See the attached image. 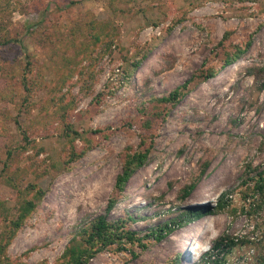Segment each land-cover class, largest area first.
<instances>
[{
	"label": "rangeland",
	"instance_id": "rangeland-1",
	"mask_svg": "<svg viewBox=\"0 0 264 264\" xmlns=\"http://www.w3.org/2000/svg\"><path fill=\"white\" fill-rule=\"evenodd\" d=\"M107 26L117 36L113 55L103 58L94 78L76 72L62 91L71 103L47 115L62 58ZM2 35L17 40L0 47V66L5 53L14 58L17 81L1 83L0 71V204L13 213L18 207L3 184L15 173L23 186L34 183L46 192L1 262L55 264L76 230L105 215L112 198L118 203L109 219L131 215L136 221L128 227L143 236L190 207L214 208L222 196L224 210L183 224L160 243L135 247L137 257L104 252L90 264H202L224 235L237 243L227 264H264V202L248 182L264 172V0H1ZM249 36V51L222 68L225 48L244 46ZM29 56L34 74L22 69ZM209 69L216 76L201 78ZM25 76L42 77L45 86L29 94L21 87ZM187 82L174 107L154 103L164 117L144 130L154 112L150 102ZM67 126L82 135L73 143L76 151H87L71 164V139L58 135ZM20 128L39 155L27 151L3 173L8 150L21 148ZM144 134L153 140L148 163L118 195L127 149L139 150ZM192 183L195 189L181 199ZM4 227L0 216V232Z\"/></svg>",
	"mask_w": 264,
	"mask_h": 264
},
{
	"label": "trees",
	"instance_id": "trees-1",
	"mask_svg": "<svg viewBox=\"0 0 264 264\" xmlns=\"http://www.w3.org/2000/svg\"><path fill=\"white\" fill-rule=\"evenodd\" d=\"M96 24L97 23L95 22L93 23V25ZM2 28H4V26ZM94 29L98 30V26H94ZM99 33L100 34L95 33L91 36L89 45H85L84 43L79 45L75 42L74 55L72 57H68L66 55L62 58L60 65L63 67V69L61 67V69L57 70L58 72L55 70L57 72V80L53 90L56 95L53 98L54 106L51 104L44 108L47 115L59 114V112H63V110L66 109L68 103H71L72 99L69 100L70 93L63 94L62 91L68 84L69 80H71V78L76 74V72H78L82 78L86 75L94 78V76H96L94 69L99 65V63H101L103 58L107 55H113L112 53L114 50L112 47L115 43L114 40L117 37L115 32L112 31V28L110 29L109 26H107L106 28H100ZM101 35L105 36L106 41L101 39ZM229 35L230 32L225 34L223 41L221 42L222 45H224L223 43L226 39H229ZM9 37V35L0 36V47H5L17 41ZM251 38L252 36H249V39L244 43V46L234 45L233 50L225 48V60L222 68H226L235 64L244 54L249 51L252 45ZM2 57L3 65L0 66V71L4 75V79L1 81V83L4 82V80L8 81L9 79L10 81H15L16 73H13L12 69H16L15 66L17 63L14 61V58H11L7 53H5V55ZM27 59L28 61L22 66V69L24 72L34 74L36 65L34 62H32V60H30L31 56H29ZM84 62H86V64H84ZM140 64L141 61H138L134 64V66L137 68ZM80 67L82 68L81 71L78 70ZM203 75L200 77H203L204 79L213 78L216 76V71L209 69L206 70ZM37 80L39 83L36 81H29L25 76V78H23L21 87L29 94L31 93L32 95H36L38 89H40L43 85L45 86V82L42 77H37ZM188 84L189 82L177 88L167 98L153 100L150 102L152 104V108L154 107V112L151 113V118L149 117V119L144 121V130H150L153 127V124L158 121V119L164 117L160 107L156 109V105L154 103H160L162 109L174 107L182 98L183 90L186 89ZM44 128L51 132L50 129H48L49 126ZM19 132V138L21 142L18 144V146L21 148L16 149L17 154L13 150H8L7 158L4 161H1L3 165V173H6V171L10 170L11 165L15 161L16 157H19L21 154H24L27 151H36V155H39L40 150H37L36 146H34L35 144L32 145L30 143L27 130L20 128ZM94 133H97V131ZM58 135L61 138L66 137L67 139H71L72 148L68 154V164L80 159L87 153L86 150L77 152L75 146L73 145L77 139L82 137L78 131L67 126L65 129H61V131L58 132ZM148 138L149 136L147 134L141 136V145L139 150L134 152L131 148L127 149L123 160V169L121 174L117 176L115 185V192L118 195L123 194L127 183L130 181L133 175L138 170L145 167L148 163L153 145L152 137L150 136L149 140ZM252 174V176H249L248 182L254 183L255 192L261 196L264 202V172ZM42 175L43 173L39 174L37 172L35 176L40 178ZM44 175H47V173ZM19 179V175L15 173L11 176L5 177L3 181V184L15 193L16 199H18V207L15 210V213H13L12 210L9 209L10 207H7L5 203L0 204V216H2L3 222L5 223L4 229L0 232L1 257L4 254V250L15 238L17 232L20 231V229L36 213L37 208L46 192L40 186L34 183L23 186V180ZM195 186V183L186 186L181 194V199L187 198L195 189ZM223 199L224 197L221 196L214 208L211 206L190 207L186 209V212H184L182 216H178L175 219L169 220L164 224L153 228L151 231H147L146 234L142 236L139 231L132 230L128 227L130 222L136 221V219H134L131 215H127V218L109 219L108 215L118 203V199L112 198L109 201L107 213L105 215H100L90 221H85L83 225L76 230L61 257L56 261L55 264H90L93 259L104 252H112L114 254L130 253L132 257H137V253L134 251L135 247L145 249L147 246V241H156L160 243L183 224L191 223L194 220H199L208 215H212L217 211L224 210L227 203H225ZM262 206L263 204L261 201L258 202L254 207V212L258 211V209L262 208ZM236 246L237 243L226 235L219 237L213 243L211 250L203 255L202 264H227L228 256L233 252ZM0 264L10 263H7L6 260L1 262L0 258Z\"/></svg>",
	"mask_w": 264,
	"mask_h": 264
}]
</instances>
